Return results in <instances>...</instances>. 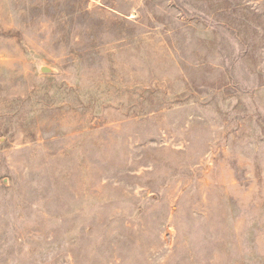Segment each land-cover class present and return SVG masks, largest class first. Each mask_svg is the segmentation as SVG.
I'll return each instance as SVG.
<instances>
[{"label": "rangeland", "instance_id": "obj_1", "mask_svg": "<svg viewBox=\"0 0 264 264\" xmlns=\"http://www.w3.org/2000/svg\"><path fill=\"white\" fill-rule=\"evenodd\" d=\"M0 264H264V0H0Z\"/></svg>", "mask_w": 264, "mask_h": 264}, {"label": "water", "instance_id": "obj_2", "mask_svg": "<svg viewBox=\"0 0 264 264\" xmlns=\"http://www.w3.org/2000/svg\"><path fill=\"white\" fill-rule=\"evenodd\" d=\"M41 71H42V72H47L48 70L45 69V68H42Z\"/></svg>", "mask_w": 264, "mask_h": 264}]
</instances>
